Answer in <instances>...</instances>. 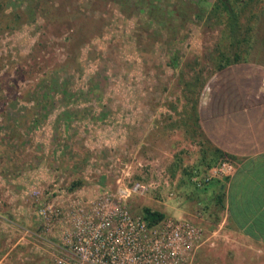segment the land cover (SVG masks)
I'll return each instance as SVG.
<instances>
[{
  "label": "rangeland",
  "instance_id": "obj_1",
  "mask_svg": "<svg viewBox=\"0 0 264 264\" xmlns=\"http://www.w3.org/2000/svg\"><path fill=\"white\" fill-rule=\"evenodd\" d=\"M224 57L264 61V0H0V264H53L63 224L37 209L133 180L131 210L210 234L224 176H190L229 158L195 120ZM192 264H264V245L216 232Z\"/></svg>",
  "mask_w": 264,
  "mask_h": 264
},
{
  "label": "built area",
  "instance_id": "obj_2",
  "mask_svg": "<svg viewBox=\"0 0 264 264\" xmlns=\"http://www.w3.org/2000/svg\"><path fill=\"white\" fill-rule=\"evenodd\" d=\"M233 168L224 158L208 172L193 170L190 180L199 188ZM141 191L133 180L87 198L69 195L64 205L42 204L36 212L39 227L63 224L53 243V264H192L197 249L215 233L205 235L200 224L182 215L146 220L126 203Z\"/></svg>",
  "mask_w": 264,
  "mask_h": 264
},
{
  "label": "crops",
  "instance_id": "obj_3",
  "mask_svg": "<svg viewBox=\"0 0 264 264\" xmlns=\"http://www.w3.org/2000/svg\"><path fill=\"white\" fill-rule=\"evenodd\" d=\"M197 115L210 144L234 162L208 183L210 197L221 200L212 231L264 245V61L215 70L199 91Z\"/></svg>",
  "mask_w": 264,
  "mask_h": 264
},
{
  "label": "trees",
  "instance_id": "obj_4",
  "mask_svg": "<svg viewBox=\"0 0 264 264\" xmlns=\"http://www.w3.org/2000/svg\"><path fill=\"white\" fill-rule=\"evenodd\" d=\"M229 62V59L228 57H224V60L221 62H218L215 66V69H219L221 68L223 65L227 64ZM194 110V109H193ZM195 120L197 122V117L195 116ZM199 126V125H198ZM213 150L217 151L219 154H224L223 152H220L215 146H212ZM220 197L219 195H217V199H216V202L220 205ZM140 212H142L144 218L148 221H155L161 217L164 216V214L162 212H159L157 210H154V209H151L149 207H146V206H143L141 209H140Z\"/></svg>",
  "mask_w": 264,
  "mask_h": 264
}]
</instances>
